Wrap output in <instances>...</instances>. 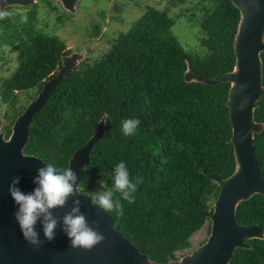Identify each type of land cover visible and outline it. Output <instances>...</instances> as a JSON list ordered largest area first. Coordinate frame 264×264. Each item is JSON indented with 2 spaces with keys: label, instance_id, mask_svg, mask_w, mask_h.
<instances>
[{
  "label": "trees",
  "instance_id": "trees-1",
  "mask_svg": "<svg viewBox=\"0 0 264 264\" xmlns=\"http://www.w3.org/2000/svg\"><path fill=\"white\" fill-rule=\"evenodd\" d=\"M36 4L24 14L12 13L21 7L0 10V52L8 48L18 62L12 74L0 79L7 137L17 117L57 74L62 57L73 52L60 36L37 24ZM192 10L202 31L201 50L181 43L173 30L177 19L169 10L148 7L101 58L84 60L79 70L68 72L35 115L25 148L27 154L69 167L75 151L91 139L106 115V134L95 144L88 165L104 171L83 180L80 189L95 192L98 180L111 187V173L120 161L126 162L131 177H143L135 203L122 201L123 215L111 214L117 228L157 263L190 253L192 237L203 228L208 236L211 232L207 217L179 212L214 209L220 186L201 169L227 178L236 168L227 106L230 82H188L185 74L189 65L196 75L209 78L234 69L240 11L231 0H197ZM262 59L264 73V52ZM33 89L37 93L30 95ZM127 118L141 122L135 136L122 134L121 122ZM255 119L264 123V95ZM255 137L264 175V130ZM237 219L264 227V195L242 201ZM248 242L252 248H237L230 264H264V239Z\"/></svg>",
  "mask_w": 264,
  "mask_h": 264
},
{
  "label": "water",
  "instance_id": "water-1",
  "mask_svg": "<svg viewBox=\"0 0 264 264\" xmlns=\"http://www.w3.org/2000/svg\"><path fill=\"white\" fill-rule=\"evenodd\" d=\"M39 0H0V10L7 7H29ZM57 1L70 11H77L80 0ZM240 11V22L234 39L236 55L232 71L209 78L196 75L191 66L185 74L188 82L219 84L230 82L227 106L230 109L232 137L236 168L227 178L202 168L209 179L220 186L218 197L213 201L214 209L200 213L179 211L188 217L205 216L211 220V232L208 239L198 248L177 260L157 263L147 253L141 251L131 240L117 228L116 219L109 212L91 206L88 192L80 189L85 179L93 178L102 168L88 167L95 144L106 134V115L99 122L96 133L82 147L77 149L69 162L78 175L81 191V211L89 223L98 222L99 230L105 239L90 250L71 247L69 239L60 230L55 238L47 241L40 232L42 245L34 248L22 237L14 220L16 210L8 193L12 177H21L18 187L30 192L36 170L44 166V159L25 153L29 142L31 126L35 115L47 104L52 92L57 89L71 70L80 69L81 62L90 60L87 51L72 52L62 57V66L57 74L49 78L43 90L32 99L27 108L15 120L9 137L0 130V264H230L237 248H252L251 239H264V227L258 223L242 224L237 219V208L242 201L255 194L264 195V175L260 158L256 152L255 134L264 130V123L255 119V109L264 95L263 59L264 52V0H231ZM46 162V161H45ZM82 168L85 171H82ZM72 198L63 208L56 209L54 215L62 218L70 211ZM95 226V225H94ZM37 231H40L39 224Z\"/></svg>",
  "mask_w": 264,
  "mask_h": 264
},
{
  "label": "clouds",
  "instance_id": "clouds-1",
  "mask_svg": "<svg viewBox=\"0 0 264 264\" xmlns=\"http://www.w3.org/2000/svg\"><path fill=\"white\" fill-rule=\"evenodd\" d=\"M23 22L27 16L21 17ZM137 118H127L121 122V131L125 137L135 136L140 125ZM43 162L42 167L36 170L33 177L34 187L30 192H24L18 187L21 177H12L8 185V193L13 201V213L23 239L34 248H38L44 241L40 232L47 241L55 238L56 230H60L69 239L71 247L90 250L105 239L104 233L99 230L98 222L89 223L88 218L81 211V191L79 177L70 167H59L52 162ZM82 171H85L82 168ZM111 187L98 180L99 190L89 194L91 206L104 212H115L123 215L122 201L128 204L135 203L139 185L143 177H131L126 162L117 163L111 173ZM118 194V196L116 195ZM72 198V207L62 218L54 215V211L65 207ZM40 231H37V225ZM95 225V226H94Z\"/></svg>",
  "mask_w": 264,
  "mask_h": 264
},
{
  "label": "rangeland",
  "instance_id": "rangeland-1",
  "mask_svg": "<svg viewBox=\"0 0 264 264\" xmlns=\"http://www.w3.org/2000/svg\"><path fill=\"white\" fill-rule=\"evenodd\" d=\"M39 0L37 2V24L46 32L60 36L67 44V49L73 52L87 51L86 56L91 59H99L112 46L119 33L128 30L139 19L148 7L154 6L161 10H169L177 23L173 30L181 43L189 50H201V28L194 18L192 7L197 0H80L77 11L68 14L60 2L51 1L52 11L49 6ZM33 4L32 6H34ZM49 5V4H48ZM21 7L12 10V13L24 14L34 7ZM58 14H60L58 20ZM4 56V57H3ZM14 54L6 48L0 52V79L8 77L17 66ZM37 89L30 91L35 95ZM24 95L28 98L29 93ZM4 106L0 107V130L5 119L2 117ZM3 131V130H2ZM208 238L207 228L192 237V249L201 246Z\"/></svg>",
  "mask_w": 264,
  "mask_h": 264
}]
</instances>
